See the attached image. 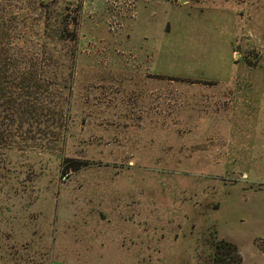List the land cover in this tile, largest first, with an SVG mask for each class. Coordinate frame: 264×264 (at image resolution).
Returning <instances> with one entry per match:
<instances>
[{
	"label": "rangeland",
	"instance_id": "rangeland-1",
	"mask_svg": "<svg viewBox=\"0 0 264 264\" xmlns=\"http://www.w3.org/2000/svg\"><path fill=\"white\" fill-rule=\"evenodd\" d=\"M264 0H0V264H264Z\"/></svg>",
	"mask_w": 264,
	"mask_h": 264
},
{
	"label": "trees",
	"instance_id": "trees-1",
	"mask_svg": "<svg viewBox=\"0 0 264 264\" xmlns=\"http://www.w3.org/2000/svg\"><path fill=\"white\" fill-rule=\"evenodd\" d=\"M259 248L264 255V240L262 239ZM212 259L215 264H239L241 260L237 246L224 240L215 242Z\"/></svg>",
	"mask_w": 264,
	"mask_h": 264
},
{
	"label": "crops",
	"instance_id": "crops-1",
	"mask_svg": "<svg viewBox=\"0 0 264 264\" xmlns=\"http://www.w3.org/2000/svg\"><path fill=\"white\" fill-rule=\"evenodd\" d=\"M52 264H71L63 261H54Z\"/></svg>",
	"mask_w": 264,
	"mask_h": 264
}]
</instances>
